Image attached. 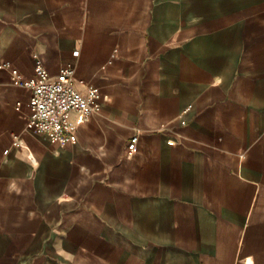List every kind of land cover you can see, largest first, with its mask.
<instances>
[{"label": "crops", "instance_id": "1", "mask_svg": "<svg viewBox=\"0 0 264 264\" xmlns=\"http://www.w3.org/2000/svg\"><path fill=\"white\" fill-rule=\"evenodd\" d=\"M36 60L100 111L60 146L0 70V264H264V0H0Z\"/></svg>", "mask_w": 264, "mask_h": 264}, {"label": "built area", "instance_id": "2", "mask_svg": "<svg viewBox=\"0 0 264 264\" xmlns=\"http://www.w3.org/2000/svg\"><path fill=\"white\" fill-rule=\"evenodd\" d=\"M0 70L10 71L16 84L30 91L28 128L60 146L76 144L80 125L100 111L101 93L91 85L86 86L85 94L78 91L72 64L63 66L52 76L44 64L36 60L35 77L28 80L22 79L10 62L1 63ZM138 139V136L131 139L128 158L137 154Z\"/></svg>", "mask_w": 264, "mask_h": 264}]
</instances>
